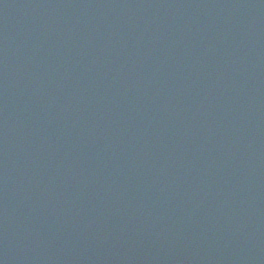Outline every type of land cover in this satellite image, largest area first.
<instances>
[{
  "label": "water",
  "instance_id": "95a60500",
  "mask_svg": "<svg viewBox=\"0 0 264 264\" xmlns=\"http://www.w3.org/2000/svg\"><path fill=\"white\" fill-rule=\"evenodd\" d=\"M0 264H264V0H0Z\"/></svg>",
  "mask_w": 264,
  "mask_h": 264
}]
</instances>
